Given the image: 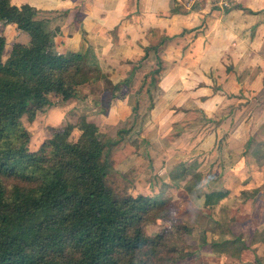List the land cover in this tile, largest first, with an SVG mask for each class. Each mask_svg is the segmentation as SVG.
I'll return each mask as SVG.
<instances>
[{"label":"trees","instance_id":"trees-1","mask_svg":"<svg viewBox=\"0 0 264 264\" xmlns=\"http://www.w3.org/2000/svg\"><path fill=\"white\" fill-rule=\"evenodd\" d=\"M179 4L173 1L171 12ZM38 10L0 0V23H15L29 42H14L5 54L0 31V264H168L183 257L172 233L148 235L147 222L168 214L165 200L139 193L117 196L106 183L109 162L98 126L82 116L75 124L49 126L51 135L28 147L30 132L21 117L59 107L75 98L84 84L104 80L108 100L95 104L102 113L120 94L128 77L113 83L89 51L59 53L55 30ZM168 39L161 35L144 47V56ZM160 65L161 59L159 60ZM137 66V65H136ZM136 66H133L135 68ZM161 69L159 66L155 73ZM155 76L146 86L155 87ZM145 83L142 80L139 90ZM74 127L81 139L70 141ZM223 191L206 194L213 205Z\"/></svg>","mask_w":264,"mask_h":264},{"label":"rangeland","instance_id":"rangeland-1","mask_svg":"<svg viewBox=\"0 0 264 264\" xmlns=\"http://www.w3.org/2000/svg\"><path fill=\"white\" fill-rule=\"evenodd\" d=\"M210 3L217 5V0ZM0 31L7 35V45L24 39L17 29L2 24ZM146 31L153 44L165 35L160 29ZM52 49L56 51L54 46ZM149 59L155 64L146 72L140 66ZM163 60L159 52L149 49L145 57L124 62L133 75L139 72V85L145 78L139 92V87L129 84L133 76L121 84L122 97L116 99L125 107H114L110 101L107 111H100L95 102L103 105L111 89L101 80L81 86L75 98L59 106V113H49L50 108L38 111L31 120L23 115L21 121L31 135L28 147L33 150L49 137V126L75 124L82 116L96 118L109 162L106 183L114 193L119 197L148 194L165 200L169 208L168 214L145 225L148 235H175L169 246L175 245L183 257L168 264H264V118L258 112V105L264 107V87L254 91L252 112L244 99L212 103L206 112L194 105L178 106L162 93L156 101L157 80L165 69ZM223 70L227 74L232 71L229 66ZM152 76L156 85L153 94H148L146 86ZM151 107L154 112L167 111L165 117L157 116L151 124ZM82 133L74 127L70 141L80 140ZM216 190L225 196L207 205L206 194Z\"/></svg>","mask_w":264,"mask_h":264},{"label":"crops","instance_id":"crops-1","mask_svg":"<svg viewBox=\"0 0 264 264\" xmlns=\"http://www.w3.org/2000/svg\"><path fill=\"white\" fill-rule=\"evenodd\" d=\"M171 1L174 0H11L16 5L27 3L38 10L39 17L47 18L48 27L56 30L57 52H93L113 83L131 71L126 60L144 56V47L150 42L146 29H160L168 36L158 49L166 70L157 80L155 100L162 93L178 106L194 105L206 112L212 103L244 99L252 112L254 91L264 87V0H233L226 8L212 5L210 0H176L183 12H171ZM0 24L17 29L24 37L14 42H29V34L15 23ZM3 34L9 51L14 42L7 45L8 37ZM153 62L149 59L137 66L147 72ZM228 66L232 71L222 73ZM138 77L139 72L129 84L140 88ZM111 104L126 106L120 98L112 99ZM258 107L264 118V107ZM233 110L236 112L238 107ZM59 111L60 107H52L49 113ZM154 111L151 107V124L167 112ZM232 114L233 111L230 118ZM85 118L96 123V118Z\"/></svg>","mask_w":264,"mask_h":264},{"label":"built area","instance_id":"built-area-1","mask_svg":"<svg viewBox=\"0 0 264 264\" xmlns=\"http://www.w3.org/2000/svg\"><path fill=\"white\" fill-rule=\"evenodd\" d=\"M217 5L221 8H226V7L230 6V3H229V0H217Z\"/></svg>","mask_w":264,"mask_h":264}]
</instances>
